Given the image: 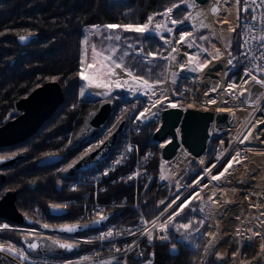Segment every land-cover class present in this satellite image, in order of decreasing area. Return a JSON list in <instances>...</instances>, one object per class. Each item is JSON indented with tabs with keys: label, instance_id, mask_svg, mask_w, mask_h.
Returning <instances> with one entry per match:
<instances>
[{
	"label": "built area",
	"instance_id": "built-area-1",
	"mask_svg": "<svg viewBox=\"0 0 264 264\" xmlns=\"http://www.w3.org/2000/svg\"><path fill=\"white\" fill-rule=\"evenodd\" d=\"M241 8V18L237 26L239 50L235 57H227L228 61L232 60L231 64L228 63L231 66L230 72L237 67L241 71L237 80L228 81L241 84V93L250 99L249 103L241 106H251L254 112L246 116L243 125L239 128L228 125L223 134L215 136L213 161L207 163L210 140L200 155L193 154L183 143H180L170 158H164L163 147L167 139L158 140L154 148L142 149L140 143L128 133L125 127L121 132V137L119 136L120 142L115 144L103 162L91 169L78 172L69 181L72 187L79 185L88 187L84 192L83 208L77 215L81 221H89L110 211L114 212L112 218L102 227L79 233H67L53 229L46 221L37 220L34 224H26L0 219L3 225L9 226L8 229L29 232L26 234L47 235L80 244V250L77 253L66 257H54L31 255L22 242L18 243L26 255L44 258L43 264H153L155 255L152 247L154 244L169 240L170 225L168 231H161L158 227H153L152 222L156 221L157 225L166 222L177 205L183 203L184 208L181 214L195 212L205 218L209 233L211 232L210 240L203 252L207 259L220 245H227L228 241L237 236L241 237L242 243L255 241L260 251L256 259L260 261V256L264 257V177L261 176V169L258 165L259 155H252L250 148L251 145L256 144L264 146V142L258 141L264 137V84L256 82L264 80V71H261L264 68V58H262L264 56V0H241ZM245 8L248 11H245ZM229 29H235V27L232 26ZM227 54H229L228 50ZM246 72L249 73L248 76L245 75ZM251 76H255L256 79H251ZM255 111L260 113L258 118L255 117ZM116 122L107 123L102 132L86 143L85 147L89 148L95 142H100L117 124ZM157 154L163 157L165 164L170 167V171H173L171 175L173 179L161 175L160 170L157 171L156 188L167 187L168 189L161 201L156 204L154 213L148 215L142 206L141 198L145 189L142 183L144 179L148 182L151 178L152 174L147 163L152 156ZM252 156H255V162H252ZM213 165L215 167H212ZM251 167H254L253 170ZM225 168L228 169L227 172ZM207 169H211L210 172H207ZM197 170L199 173L189 182V175ZM221 172H224L223 176H220ZM212 176L221 177L222 183L229 186L230 195L223 194L221 190L215 191L209 186ZM228 179L232 181L226 182ZM117 184L129 186L130 192H125L120 196L108 194L110 186ZM239 196L242 199L235 201ZM73 200H75L74 197L65 201L70 203ZM173 200L175 203H172L171 207H166ZM228 207L238 208L236 209L238 214L232 217V221L228 213L222 214L227 218L226 233H222L223 227L217 221L220 215L218 211L223 212ZM125 208L133 210L132 221L112 220ZM162 212L163 215H161ZM257 213H261L262 218H259ZM240 219H245V225L236 232L234 225ZM108 232H112V236L107 237ZM149 232L152 235L151 240L148 239ZM255 233L258 235H254ZM243 234L246 236L243 237ZM226 235L227 238H225ZM161 237H167V239ZM223 239L224 242L221 244ZM83 246H86L84 250ZM205 252H208V255ZM239 254L240 249L228 264H241L244 259H240ZM130 260H134L135 263H131Z\"/></svg>",
	"mask_w": 264,
	"mask_h": 264
},
{
	"label": "trees",
	"instance_id": "trees-1",
	"mask_svg": "<svg viewBox=\"0 0 264 264\" xmlns=\"http://www.w3.org/2000/svg\"><path fill=\"white\" fill-rule=\"evenodd\" d=\"M164 1L166 0H0V124L18 98L27 95L47 80L59 81L64 93L63 101L34 134L14 144L0 146V154L25 152L14 165L6 167L8 176L0 185V192L3 188L17 190L16 203L22 211L28 212L30 207L46 210L49 203L59 204L64 199L74 197L75 200L67 204L69 213L57 218L74 220L83 208L84 192L88 187H68L59 182V178L66 165L87 150L85 145L73 147L72 140L87 112L97 105V102L78 99L81 38L84 28L104 22H126L128 18L144 21L148 13L155 8H161ZM179 9L174 12L177 13ZM233 10V15L240 13L238 3H235ZM233 17L231 15L232 20ZM23 33H35L36 38L26 44L20 43L18 35ZM157 41V38L149 39L152 44ZM230 46L231 54L235 55L239 50V29H236ZM155 69L157 68L153 70ZM153 70H149L150 74L141 72L140 75L151 79L160 77L161 72L157 70L153 73ZM240 71L239 67L235 68L228 75V80H237ZM109 98L115 101V109L122 101L131 103L133 100L125 97L122 90L116 91ZM142 106V103L138 104V107ZM158 125L159 123L151 124L134 134L142 149L157 142L153 133ZM209 138L207 163L213 161L216 145L213 133ZM160 160H163L160 155L154 158L149 169L152 176L141 198L148 215L154 213L156 204L168 189L156 188ZM198 173L199 170L190 174L188 181ZM125 192H130V187L117 184L110 186L108 194L120 196ZM133 216V210L125 208L112 220L129 222ZM190 217L198 216L195 212L178 216L175 219L176 225ZM181 234L173 226L167 242L154 244L153 264L195 263L198 252L186 248L179 241ZM227 246L232 257L238 250V243L234 239ZM240 251L247 259L255 256L249 243H244ZM130 262L135 263L134 260ZM0 264L42 263L20 261L13 255L0 252Z\"/></svg>",
	"mask_w": 264,
	"mask_h": 264
},
{
	"label": "rangeland",
	"instance_id": "rangeland-1",
	"mask_svg": "<svg viewBox=\"0 0 264 264\" xmlns=\"http://www.w3.org/2000/svg\"><path fill=\"white\" fill-rule=\"evenodd\" d=\"M235 3L236 0H223L220 5H217L216 3L211 4V9L216 8L215 13L220 19V29L212 26L210 22L205 19L207 3L201 4L197 3L195 0H166L161 3V8H155L154 10L150 11L147 15L146 20L141 22L137 19L128 18L126 22H104L101 24H91L88 27L84 28L81 38L78 99L88 102H97L98 105L99 101L111 97L118 90H122L125 97L131 98L133 100L131 101V103L122 101L116 109L114 106L112 110L113 114L111 113V117L108 123H115L117 119L118 121L116 123H118L120 119H122L121 117H126L128 120L126 124V130H128V133H130L133 137L135 133L141 131V129L145 128L146 126H149L151 124L156 125V123H160L161 110L165 106L171 104L180 105L182 107L194 106L203 109L210 108L213 110L224 108L228 109L231 112V121L229 125H233L235 128H239L241 125H243L246 116L254 112V108L251 106L226 107L204 104L202 102V94L206 89V84L202 80L201 72L205 67L202 70H198L200 65L205 64L206 61L208 64L213 57H217L218 53L220 54L218 58L223 57L224 55H226V57L236 56L237 53L235 55L231 54L230 41L234 38L236 29H238L237 26L241 18L242 8L240 0V2L238 3L240 13H234L233 15L232 12L234 11L233 9L235 7ZM174 5H178V7H174ZM168 8H172L173 11L171 13L164 14L165 10ZM177 8L180 9L177 11V13H175L174 10ZM231 15L234 16L233 20L231 18ZM149 16H153V20L149 25L148 31L141 33L132 30L138 26H143L145 23H148ZM172 20H176L177 23L173 24ZM106 25H116L117 27L108 29L105 27ZM129 25L132 26V29H128L125 27ZM157 25H159V28H157ZM204 25H208V27H205ZM232 26L235 27V31L229 29ZM169 29H171V31H169ZM182 34L185 36L184 41L179 40V37ZM117 36L120 37L119 40L116 39ZM154 38H157L159 40L156 44H152L151 42H149V39ZM181 44L186 45V52H180L179 46ZM189 44H191L192 46L189 47ZM170 48L176 49V51H174V56L178 58L179 64L182 68L180 71H174L170 75L173 83V93H160L158 95V101H161L162 103L161 105H159V113L153 120L143 124L142 126H139L136 122L141 112L147 107L149 103V92L147 89V91L140 92L137 95H130L129 89L134 88L136 85H140L141 87L146 88L150 83L155 84L157 82L164 81L167 78V68L169 63L168 56ZM227 50L230 55L227 54ZM149 53H155V56L149 55ZM117 63L121 65V68L127 69L132 73V75L125 79L124 82L113 79V75H111L112 72H115ZM88 65H93V67L89 68ZM154 68L157 69L153 70ZM230 69L231 66L228 64L225 69V77L227 78V80L228 75L230 74ZM149 70H153V73L159 70V72H161L160 77L151 79L147 78V76L140 75L142 74L141 72L150 74L151 72ZM81 72L92 78L91 83L80 78ZM134 76L139 77L140 79H133ZM145 80L148 81L147 85L143 83V81ZM117 82L120 84V87L116 86ZM97 83L105 86L99 87L102 89L99 96H91L89 94V88L95 87L94 85ZM81 92H84L85 96L82 97L80 95ZM105 93H108V95H105ZM165 97L167 99H165ZM183 100H185V102ZM139 103L143 104L141 108L138 107ZM110 125L112 127V124ZM115 126H113L112 129ZM98 143L95 142L91 147L95 146ZM155 145L156 143L151 145L150 147L154 148L156 147ZM260 145L261 144H256L254 146L251 145L250 148L252 155H259L258 165L261 169V176L264 177V146ZM158 155L159 154L152 156V158L147 163V167L149 169L154 158ZM101 162H103V160ZM157 170H160L162 172L161 175L167 176L169 179H173L171 177V175H173V171H170V167L166 165L163 160H160V162L158 163ZM209 175L210 174H208V176ZM71 179L72 178H64L61 175L59 178V182L64 183L68 187H72L71 185H69V181ZM206 179L209 181L208 178ZM231 181L232 179L226 180V182ZM142 184L146 188V185L148 184L147 179H144ZM209 184V186L211 188L213 187L215 191L221 190L223 194L230 195L229 186L227 187L224 183H222L221 177L219 178V180L210 179ZM80 186L82 185L75 187ZM241 199L242 198L239 196L235 199V201H240ZM66 201L62 200L61 203L69 204V202ZM40 210L41 209L37 207H30L28 213L33 214L40 221H46V223L50 224L49 226L67 222H75L76 220L78 222H83L80 220V217H76V219L74 220H59L57 218L49 219V217H47L46 214H43V212H41ZM227 210L228 209L225 208L221 214H227ZM186 214H181L180 216L183 217L184 215L186 216ZM221 214L217 217V221L223 227L222 233H226L225 227L227 224V218L223 217V215ZM197 216L198 217H190L183 220L182 224L190 225L188 229H179L180 233H182L181 235H179V241H181V243L186 248H190L198 252V254L196 255V259L194 260V264H199L204 257V248L206 244H208L211 236V232L209 233V229L206 226L207 224L205 218L198 214ZM176 221L177 220L174 221L175 225L177 224ZM201 221H203V223H201ZM0 225H3V223L0 222ZM251 226L253 225L251 224ZM171 227L173 226L170 225V228ZM23 233L26 234L29 232L8 228L7 230H5L0 228V245H3L5 249L0 252L13 255L20 261L37 262L43 264L44 258H34L26 255V253H24V251L22 250L20 244H18L21 242L19 237ZM234 239L238 243L239 250L244 243H242V239L240 236H237ZM223 242L224 239L221 241V244ZM245 243L251 244V247L254 249L255 256L253 258L259 256L258 253L260 251L257 248L259 246L255 243V241H249ZM10 246L14 250V254L13 252L8 251ZM84 248H86V246H83V250ZM237 251L232 254V257L230 256L229 261H227L226 264H228L230 260L235 258ZM21 252L23 253L22 256ZM215 252L209 257L206 264H212V262H214L213 257ZM239 256L240 259L247 260L245 256H242L241 251ZM260 257V261L256 260L255 264H264V257ZM213 264H215V262Z\"/></svg>",
	"mask_w": 264,
	"mask_h": 264
},
{
	"label": "water",
	"instance_id": "water-1",
	"mask_svg": "<svg viewBox=\"0 0 264 264\" xmlns=\"http://www.w3.org/2000/svg\"><path fill=\"white\" fill-rule=\"evenodd\" d=\"M197 3H206L209 0H195ZM20 36L27 37L21 41ZM36 38L35 33H23L18 35L20 43L26 44ZM64 93L61 84L57 80H47L36 86L30 93L18 98L13 107L6 114L3 123L0 125V146L14 144L32 135L49 118L56 108L63 101ZM159 101V105H161ZM115 101L106 98L98 102L95 108L90 109L85 115L82 124L76 132L72 146L78 147L98 136L107 125ZM160 123L153 133V137L158 140H166L163 147V157L170 158L183 143L193 154L200 155L208 144L211 133L216 135L223 134L230 121L231 112L228 109L220 111L210 108H199L194 106L176 108L171 105L165 106L160 113ZM127 124L126 118L120 119L117 125L95 146L85 150L78 157L73 159L62 170L64 177H71L78 171H85L98 165L111 152L117 143L120 133L124 131ZM159 129V131H157ZM179 131V133H178ZM171 141V143H169ZM91 150V151H90ZM24 156V153L12 155H0V168L15 163L17 159ZM76 162L73 167L69 165ZM7 178V173L0 170V184ZM16 191L6 190L0 197V216L12 221H18L26 224H34L36 221L26 212L19 210L15 203ZM57 205L49 203L47 210L52 217L67 215L69 209L61 207L54 209ZM62 206V205H61ZM114 215L110 211L102 216L106 219L96 223L100 216L86 222H67L50 226L53 229L60 230L64 226L80 225L76 231L67 233H79L90 231L104 226ZM61 231V230H60ZM26 250L34 256L49 255L54 257H66L77 253L80 250V244L68 242L62 239L47 235L23 234L19 237ZM70 244L72 247L62 248L56 243ZM37 245L35 249L29 248V244ZM215 264H226L230 258V251L227 245H221L214 254ZM256 258L242 261L241 264H255Z\"/></svg>",
	"mask_w": 264,
	"mask_h": 264
},
{
	"label": "bare ground",
	"instance_id": "bare-ground-1",
	"mask_svg": "<svg viewBox=\"0 0 264 264\" xmlns=\"http://www.w3.org/2000/svg\"><path fill=\"white\" fill-rule=\"evenodd\" d=\"M223 2V0H209L206 2L207 4V11L205 13V19L210 22V24L216 28H221L220 26V19L218 18L216 13L212 12L211 4L216 3L217 5H220ZM180 52H186L187 47L184 44H181L179 46ZM173 48L169 49V63L167 68V78L164 81H161L159 83H150L147 85L146 88L141 87L140 85H136L134 88L129 89L130 95H137L140 92L147 91L148 89V97H149V103L147 107L141 112L143 113V116L141 114L139 115L137 122L139 125H143L151 120H153L156 115L159 113L160 107H159V101H158V95L160 93L163 94H170L173 93V83L170 78V75L174 71H180L182 68L179 64V60L176 56H174V52L172 51ZM172 57H175L173 59ZM228 65V59L226 55L220 58L211 59L210 62L207 64V66L203 69L201 72V77L203 82L206 84V89L204 93L202 94V102L204 104H212V105H218V106H226V107H233V106H241L245 105L250 102V99L245 97L243 93H241V84L235 83L233 81H228L225 77V69ZM115 74L113 75V79L125 81L129 77L126 71H124L123 68L117 67L115 70ZM232 85H235V87H232ZM215 89V91H213ZM102 89L97 87H90L89 88V94L91 96H99L101 94ZM210 100H215L216 103H210ZM153 104L156 106L153 107ZM260 116V113L258 111H255V117L258 118ZM259 142H264V137H261V139H258ZM252 162H255V156H252ZM252 165V164H251ZM253 166V165H252ZM254 167H251V170H253ZM229 215V219L231 221L233 220L232 217H234L238 212L236 213V209H230L227 208ZM218 213H222V211H218ZM225 213V212H224ZM259 218H262L261 213H257ZM222 215V214H221ZM245 225V219L238 220L234 225V231L238 232L241 228H243ZM246 235L243 234V237ZM227 238V235L225 236ZM208 255V252H205ZM206 255L202 258L199 264H206L207 262Z\"/></svg>",
	"mask_w": 264,
	"mask_h": 264
},
{
	"label": "snow or ice",
	"instance_id": "snow-or-ice-1",
	"mask_svg": "<svg viewBox=\"0 0 264 264\" xmlns=\"http://www.w3.org/2000/svg\"><path fill=\"white\" fill-rule=\"evenodd\" d=\"M239 2H240V0H236V3H239ZM174 7H178V5H174ZM244 10H245V11H248L247 8H245ZM172 11H173L172 8H168V9L165 10V13H164V14L171 13ZM212 12L215 13V12H216V8H213V9H212ZM154 15H155V14H154ZM152 20H153V16H149V17H148V23H145L143 26H138V27H136V28H134V29H132V26H130V25H129V26H125V27L128 28V29H132V30H134V31H137V32L144 33V32H146V31L149 30V25L151 24ZM172 23H173V24H176L177 21H176V20H172ZM204 26H205V27H208V25H204ZM94 27H99V26H94ZM105 27L108 28V29H112V28H116L117 26H116V25H106ZM157 28H159V25H157ZM231 30H232V31H235V29H231ZM169 31H171V29H169ZM202 38H203V37H202ZM19 39H20L21 41H24V40L27 39V37H25V36H20ZM116 39L119 40L120 37L117 36ZM184 39H185V36H184L183 34L180 35L179 40H180V41H184ZM188 46L191 47L192 45L189 44ZM172 51L174 52V51H176V49L173 48ZM186 54H187V53H186ZM149 55H153V56H155V53H149ZM219 55H220V54L218 53L217 57H213V59L218 58ZM229 55H230V53H229ZM172 58L175 59V57H172ZM262 58H264V56H262ZM190 61H191V57H190ZM228 63L231 64V63H232V60L230 59V60L228 61ZM206 66H207V61L205 62V64L200 65L198 70H202V69H203L204 67H206ZM88 67H89V68H92L93 65H88ZM116 67H121V65L117 63V64H116ZM193 70H197V69H193ZM124 71H126L127 74H128L129 76L132 75V73H131L130 71H128L127 69H124ZM261 71H264V68H262ZM111 75H116V74H115V72H112ZM245 75L248 76L249 73L246 72ZM80 78H81L82 80L89 81L90 83H91V81H92V78L89 77V76H87V75H85L83 72L80 73ZM250 78H251V79H256L255 76H251ZM54 79H55V78H54ZM133 79H140V78L134 76ZM256 82H257V83L264 84V80H257ZM143 83H144L145 85H147V84H148V81L145 80V81H143ZM157 83H159V82H157ZM245 83H247V80H245ZM94 86L99 88V87H102V86H105V85H101V84H98V83H97V84H95ZM116 86H117V87H120V84L117 82ZM232 87H235V85H232ZM213 91H215V89H214ZM80 95L83 97V96H85V93H84V92H81ZM105 95H108V93H105ZM165 99H167V98L165 97ZM209 102H210V103H213V104L216 103L215 100H210ZM155 106H156V105L153 104V107H155ZM171 107L176 108L177 105H176V104H171ZM220 110H221V109H218V111H220ZM141 116H143V113H141ZM157 131H159V129H157ZM245 139H246V137H245ZM169 143H171V141H169ZM90 151H91V150H90ZM75 163H76V162H73V164L69 165V168L73 167ZM117 163H119V161H117ZM237 163H239V161H237ZM212 167H215V165H213ZM229 167H231V163H229ZM210 170H211V169H207L206 171H207V172H210ZM227 171H228V169L225 168V172H227ZM106 174H107V173H105V175H106ZM223 175H224V172H221V173H220V176H223ZM130 178H131V177H130ZM163 178H164V177H162V179H163ZM219 178H220L219 176H212V177H211L212 180H219ZM197 183H198V182H197ZM204 187H207V185H204ZM178 198H179V197H177V199H178ZM210 199H211V197H210ZM161 203H163V201H162ZM172 203H175V200H173L171 203H169L166 207H171V206H172ZM213 203H215V201H213ZM52 207H53L54 209H60L61 207H64V206H61V205H54V206H52ZM183 208H184V204H183V203L178 204V205H177V208L173 210V213H172L171 215H169V217H168V219H167L166 222H164V223H160V224L157 225L156 221H153V222H152L153 227H158L159 230H161V231H168V230H169V225H172V226L176 227L177 230H179V228L188 229V228L190 227L189 224H179V225H175V224H174V221H175L176 217L180 216L181 213L183 212ZM161 215H163V212L161 213ZM104 219H106V217H104V216H100L99 220L96 221V223H99L100 221H102V220H104ZM157 221H159V217H157ZM145 223H148V222L145 221ZM201 223H203V221H201ZM8 227H9V226H8L7 224L0 225V228H2V229H7ZM44 227H48V225H44ZM78 227H81V226H80V225L64 226V227L61 228L60 230H61V231H67V232H74V231L77 230ZM254 235H258V233H255ZM106 236H107V237L112 236V232H108V233H106ZM101 238H105V237H101ZM161 238H162V239H167V237H161ZM148 239H149V240L152 239V235H151L150 232H149V234H148ZM56 243L59 244V246L62 247V248H68V249H70V248L72 247V245H70V244H63V243H60L59 241H56ZM36 247H37V245L34 244V243H30V244H29V248H31V249H35ZM3 250H5V249H4V246H3V245H0V251H3ZM8 251H9V252H13V254H14V250L11 248V246L9 247ZM117 251H119V249H117ZM22 255H23V253L21 252V256H22Z\"/></svg>",
	"mask_w": 264,
	"mask_h": 264
},
{
	"label": "flooded vegetation",
	"instance_id": "flooded-vegetation-1",
	"mask_svg": "<svg viewBox=\"0 0 264 264\" xmlns=\"http://www.w3.org/2000/svg\"><path fill=\"white\" fill-rule=\"evenodd\" d=\"M77 131H78V130H77ZM35 132H36V131H35ZM35 132H34V133H35ZM34 133H33V134H34ZM75 134H76V133H75ZM30 136H31V135H30ZM74 136H75V135H74ZM73 138H74V137H73ZM72 141H73V140H72ZM87 143H88V142H87ZM84 145H86V144H84ZM85 148H86V147H85ZM89 148H91V147H89ZM89 148H86V149H89ZM18 153H22V152H16V153H13V154H18ZM23 153H24V155H25V152H23ZM0 155H12V154H0ZM22 157H23V156H22ZM22 157H20V158H22ZM20 158H19V159H20ZM19 159H17V160H19ZM17 160H16V161H17ZM16 161H15V163H16ZM15 163H13V164H11V165H14ZM11 165H8V166H5V167H1L0 170H1V171H4L5 173H7L5 169H6V167H9V166H11ZM78 172H80V171H78ZM78 172H77V173H78ZM77 173H76V174H77ZM76 174H75V175H76ZM75 175H73V176H75ZM7 176H8V173H7ZM62 176H63V175H62ZM73 176H71V177H64V176H63V177H64V178H72ZM5 180H6V179H5ZM5 180H4V181H5ZM4 181H3V182H4ZM3 182H2V183H3ZM2 183H1V184H2ZM1 184H0V185H1ZM63 184H64V183H63ZM6 190H15V191H16V196H17V190H16V189H13V188H3V189L1 190V192H0V197L2 196V194H3ZM65 200H67V199H64V201H65ZM15 203H16V198H15ZM54 204H56V203H54ZM57 205H62V206L67 207V204L64 205V203H59V204H57ZM16 206H17V208L20 210V208H19V206L17 205V203H16ZM67 208H68V207H67ZM40 209H41L40 211L43 212V214H46V216L49 217V219H56V218H58V217H52V216L49 214L47 208H46V210H43L42 208H40ZM68 209H69V208H68ZM68 213H69V212H68ZM27 214H28L30 217H33V218L35 219V221L38 220L33 214H30V213H28V212H27ZM44 216H45V215H44ZM46 216H45V217H46ZM60 217H62V216H60ZM0 219H7V218L0 216ZM7 220H9V219H7ZM11 221H12V220H11ZM16 222H18V221H16ZM56 225H57V224H56Z\"/></svg>",
	"mask_w": 264,
	"mask_h": 264
}]
</instances>
